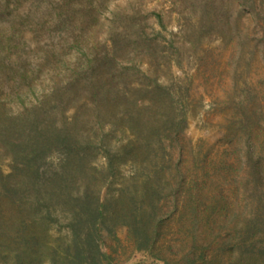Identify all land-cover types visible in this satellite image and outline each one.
Segmentation results:
<instances>
[{
    "label": "rangeland",
    "instance_id": "374dc122",
    "mask_svg": "<svg viewBox=\"0 0 264 264\" xmlns=\"http://www.w3.org/2000/svg\"><path fill=\"white\" fill-rule=\"evenodd\" d=\"M84 1L75 3L77 13L65 29L55 32L51 20L39 28L44 35H55L53 44L62 56L85 45L82 11L110 5L109 12L113 2L125 6L127 0H93L88 7ZM206 1L204 10L200 0H137L140 22L149 11L161 10L165 27L148 15L151 26L144 28L161 31L159 43L150 55L143 50L133 55L127 49L121 59L137 57L138 62L124 75L144 89L154 79L170 87L174 106L169 118L177 130L170 121L151 130L152 147L165 145L159 151L165 158L156 168L154 152L122 149L133 135L127 121L117 128L106 125L107 142L121 155L108 176L100 171L106 162L102 151L91 157L105 203L99 225L100 264H264V0ZM33 5L26 0L22 8ZM32 10L31 19L47 18L45 8ZM23 41L29 54L37 42H52L34 32L26 33ZM137 94L140 99L152 95L145 90ZM83 103L64 104L73 106L67 114L77 112L80 127H91L98 109ZM48 161L44 169L53 170L59 158L52 155ZM11 168L9 153L0 147V264H12L19 240L10 245L5 239L23 222L29 226L24 233L36 232L41 243L57 245L68 235L62 217L41 225L36 210L25 208L23 198L16 199L22 205L17 210L10 197L19 178H7ZM28 250L24 252L34 264L48 261V250Z\"/></svg>",
    "mask_w": 264,
    "mask_h": 264
},
{
    "label": "trees",
    "instance_id": "16d2710c",
    "mask_svg": "<svg viewBox=\"0 0 264 264\" xmlns=\"http://www.w3.org/2000/svg\"><path fill=\"white\" fill-rule=\"evenodd\" d=\"M24 1L0 0V147L9 153L12 162L7 178H19L11 186L14 197H10L17 210L22 205L16 199L23 198L22 204L36 210L41 225L62 217L67 220L68 235L59 239L57 245L41 243L36 232L24 233L29 226L24 227L22 221L23 225L5 240H10V245L19 240L12 264H34L35 259L24 251L29 249L35 254L42 248L48 250L49 257L47 262L39 260L38 264H100L99 225L105 215V203L94 180L98 168L91 165V157L102 151L106 162L100 171L108 176L117 169L121 155L107 142L106 125L117 128L125 121L130 124L133 135L122 147L124 151L154 152L152 164L156 168L158 161L165 158L159 153L165 150L164 143L153 148L150 135L161 121H170L169 112L174 106L171 89L158 79L146 89L141 83L128 82L124 73L138 62L137 57L121 59L127 49L133 55L140 50L150 55V49L159 43L161 31L152 26L149 32L144 26H151L147 17L152 14L165 27L163 12L149 11L140 22L142 10L137 0H127L125 6L115 1L109 12L106 8L110 5L94 12L82 11L80 17L85 26L80 32L85 45L62 56L53 44L55 35H44L39 28L51 20L55 32L65 29L71 16L76 15L75 3L80 0H32L35 5L26 9L22 8ZM104 1L100 0V4ZM206 2L200 0L204 10ZM84 3L88 7L93 0ZM34 6L45 8L47 18L42 19V15L31 19ZM28 32L52 42H37L29 54L23 41ZM68 33L72 37L73 33ZM96 70L98 76L91 75ZM72 88L76 93H72ZM144 90L152 95L140 99L137 93ZM66 100L83 101L85 105L91 102L98 109L91 127L78 125L77 112L67 114L73 106H66ZM161 105L164 109H160ZM169 125L177 130L173 119ZM52 155L59 158L57 167L44 169ZM248 156L252 160L250 148Z\"/></svg>",
    "mask_w": 264,
    "mask_h": 264
}]
</instances>
